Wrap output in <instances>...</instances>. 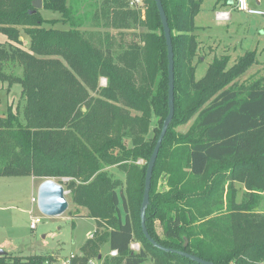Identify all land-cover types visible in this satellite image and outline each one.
Returning a JSON list of instances; mask_svg holds the SVG:
<instances>
[{"label": "trees", "instance_id": "16d2710c", "mask_svg": "<svg viewBox=\"0 0 264 264\" xmlns=\"http://www.w3.org/2000/svg\"><path fill=\"white\" fill-rule=\"evenodd\" d=\"M82 1L95 27L117 33L82 29ZM130 1L43 0L42 9L61 15L45 18L33 0H0V32L8 38L0 43V82L20 84L25 101L23 117L12 105L0 117V176L69 178L72 201L97 223L73 264H199L176 250L215 264H264V77L239 81L257 64L249 51L230 68L215 57L196 78L203 0H162L175 55V113L154 167L146 225L175 251L144 235L148 163L169 113V61L155 0ZM105 243L117 255L101 253ZM55 256L7 253L0 264Z\"/></svg>", "mask_w": 264, "mask_h": 264}, {"label": "rangeland", "instance_id": "374dc122", "mask_svg": "<svg viewBox=\"0 0 264 264\" xmlns=\"http://www.w3.org/2000/svg\"><path fill=\"white\" fill-rule=\"evenodd\" d=\"M218 1L223 2L203 0L201 11L195 18L197 26L195 34L200 41L201 49L199 52L201 62L196 70V78L200 79L205 75L215 57H226L228 59L227 68H230L249 51H254L253 57L257 59L258 65L252 66L239 78V81L251 82L256 78L264 77V15L248 14L235 10V6L232 8L227 6L225 8L232 13L231 22L228 24L217 22L215 5ZM247 1L250 7L264 10V0H261V3H257V0ZM220 3L217 9L222 7ZM80 5L79 12L84 17L82 29L100 32L108 30L113 35L117 33L115 28L95 27L91 20L92 9L84 1ZM138 6L141 7L142 3ZM41 13L45 18H60L61 16L58 12L46 9H41ZM61 26V24L56 25L58 28H68ZM136 33L139 34V29ZM127 34L129 33H125V36ZM21 39L25 45L29 44L30 39L27 35H23ZM7 40L6 34L0 32V43H6ZM257 66L258 70H256ZM102 84H105V79H102ZM7 91L8 84L0 82V117L7 114L9 105H12L14 110L18 108L23 117L25 101L21 96V85L14 84L9 92ZM157 122L158 120H153L152 129L158 125ZM193 122L194 117L185 123H180L177 129L185 133ZM110 170L124 177V174L116 168L112 167ZM50 178L63 185L69 203L68 209L62 215L53 217L43 214L38 204H34L32 200L33 198L38 199L39 186L44 181L42 178L0 176V247L8 254L27 256L37 253H53L61 256L70 254L77 256L81 254L83 244L94 233L97 227L96 220L85 216L86 208L72 201L70 189L67 187L69 178L48 177L46 179ZM77 208H80L79 213H75ZM31 216L42 218V222L36 229L30 227ZM158 229L161 231L159 224ZM138 244L141 243L134 242L132 249L137 250ZM101 253L112 256L107 243L101 247ZM90 264H101V262L93 258ZM144 264H154V261L151 260Z\"/></svg>", "mask_w": 264, "mask_h": 264}, {"label": "water", "instance_id": "95a60500", "mask_svg": "<svg viewBox=\"0 0 264 264\" xmlns=\"http://www.w3.org/2000/svg\"><path fill=\"white\" fill-rule=\"evenodd\" d=\"M157 8L159 10V14L161 17L162 25L164 28V34L166 37V43L168 47V78H169V88H168V105H169V113L166 119L164 120V124L162 127V131L160 136L157 140L156 146L153 150V153L150 157L147 173H146V180H145V191L143 196V201L141 204V225L142 230L146 238L153 243L156 247L165 250V251H175L173 249L164 247L163 245L156 242L150 233L148 232V228L146 225V208L150 203V191H151V183L153 177L154 167L157 161V157L159 154V150L163 143V140L166 136V133L169 129V126L173 120L174 113H175V55L171 37V29L168 22V17L166 15L162 0H155ZM234 0H229V4H233ZM35 9H42L43 8V0H33L32 2ZM86 108H84L85 110ZM38 207L39 210L47 215V216H59L62 215L69 207L68 200L65 195V189L62 184L57 182L54 179H46L44 180L38 190ZM188 240L185 241V246L187 245ZM179 254L199 263V264H215L211 261H207L202 259L196 255L190 254L186 251H177ZM7 252L4 251L0 247V256L6 255Z\"/></svg>", "mask_w": 264, "mask_h": 264}, {"label": "built area", "instance_id": "2783aa9c", "mask_svg": "<svg viewBox=\"0 0 264 264\" xmlns=\"http://www.w3.org/2000/svg\"><path fill=\"white\" fill-rule=\"evenodd\" d=\"M143 4V0H131L130 1V6H135L136 4ZM234 6L236 9L239 11L246 12L248 14H256V15H264V10H261L259 8H252L248 4L247 0H235L234 1ZM216 16L220 20H228L230 19L231 13L230 11H217ZM33 203L38 204V199L33 198ZM42 222V218L40 216L34 217L31 216V221H30V227L31 229H36L38 224ZM140 245H137V250H139ZM111 254L113 256L117 255L116 250H112ZM76 257L75 254H70L69 256H61V255H56L54 259L52 260H46L43 264H73V259ZM91 263V261H90ZM89 263V264H90Z\"/></svg>", "mask_w": 264, "mask_h": 264}, {"label": "crops", "instance_id": "0c3cea01", "mask_svg": "<svg viewBox=\"0 0 264 264\" xmlns=\"http://www.w3.org/2000/svg\"><path fill=\"white\" fill-rule=\"evenodd\" d=\"M219 3H220V2H219ZM219 3L217 2L216 5H215V9H216V11H215V19H216L217 22H226V23L228 24V23L231 22V20H232V13L230 12V13H231V16H230V19H228V20H220V19H218L217 16H216V12H217V11H228V9L225 8V7H227V6H223V5H222V2L220 3L222 7H221L220 9H217ZM257 3H261V0H257ZM229 7L232 8V6H229ZM235 10L239 11L238 9H235ZM257 65H258V64H257ZM256 70H258V66H257V69H256ZM11 87H12V86H11ZM11 87L8 89L7 92H9V90L11 89ZM85 211H87V210H85Z\"/></svg>", "mask_w": 264, "mask_h": 264}]
</instances>
